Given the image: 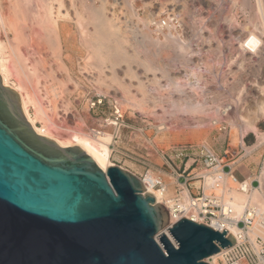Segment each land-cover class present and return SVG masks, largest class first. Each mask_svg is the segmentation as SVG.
Here are the masks:
<instances>
[{"label":"rangeland","instance_id":"obj_1","mask_svg":"<svg viewBox=\"0 0 264 264\" xmlns=\"http://www.w3.org/2000/svg\"><path fill=\"white\" fill-rule=\"evenodd\" d=\"M7 1L0 0L2 11L8 6L9 1ZM71 1L75 7L79 5V0H64L63 6L60 8L61 14H64L67 7L71 18L64 19L66 16H61L62 18L59 20L62 21L61 23L68 21L70 24V28L67 27L70 29V35H66L67 40L63 41L62 52L63 61L69 68L68 73L71 80L66 83V89L62 91L57 83L53 86L57 80L52 81L44 76L38 79L32 77L36 97L42 106L49 107L52 120L56 122V125L58 124V128L55 127L56 132H53L54 127H52V133L64 136L63 130L65 128H74L80 124H83L84 129L92 135L96 132L111 133L113 135L110 144L112 165L119 166L138 177L147 174L144 179L146 181L156 176L161 177L168 198L178 202H183V194L186 190L188 194L197 193L198 190L194 185H197L199 180L189 179L188 182L184 183L183 178H180L177 182L179 174L197 176V174L212 171L214 167L222 168L225 173L231 169L232 175L236 177L238 182L245 179L250 183L252 179H255L253 185L257 188L256 180L260 179L264 168V146L263 142L258 145L256 141L257 135L264 132V117H260L255 122L256 131L247 133H242L239 122L237 120L235 122L233 119H237L236 116L241 107L247 111L249 108L250 112L253 111L251 108L255 109V105L254 107L251 105L254 101L257 102L261 99L259 97H262L261 90L264 89V34H261L263 43H261V50H258L257 55L248 52L240 54L237 41L251 27V24L248 23L249 20H247L251 14L254 15L257 12L256 15H259V20L260 17L264 18V0H248L247 7L244 6L243 8L235 6L231 12L235 17L233 21L227 20V15L230 14L228 8L230 0H129V4L135 9L138 18L143 19L147 14H153L154 22L149 27L154 40L164 41V34L167 33L166 35L170 34L180 43L177 46V54L172 55V52L169 56L163 55L165 57L161 58V61L165 60L164 64L167 63L165 65L167 71L169 69V76L161 77V74L157 72L159 85H152L148 82L147 78L152 77L151 73L143 74L142 68L135 64L132 65L136 73L140 72L139 78L145 82L151 91L150 98L147 99L152 101L157 97L159 100L156 99V103L161 101L159 106L151 109L148 115L142 114L138 110H131L123 103L117 105L118 102H121L119 99L122 96L124 98V95L115 83H111L108 77L103 75L105 82L111 83L112 87L109 88L108 94H101L97 91L93 81L96 71L94 69L80 71L79 64L86 53L83 54L81 50V29L77 16L74 14V5L69 7L68 3ZM122 2L123 0H106V13L111 15L114 12L124 28L127 24L131 25L132 20L136 18H129L128 11H126L129 4L122 5ZM87 3L90 5L92 3L96 7H100L101 4L100 0H87ZM161 6H163V11L155 15L158 7ZM126 20L127 24L125 23ZM155 23H160V30H157L158 26ZM136 27L138 31H141L143 23L138 22ZM129 29L127 27V31L130 32ZM88 30H92V25H88ZM128 35L133 37L136 34ZM136 36L138 37L137 40H141V34ZM3 38L6 37L3 36ZM33 46L32 48L31 46L25 48L23 44L19 46V51L25 57L26 62L30 63L31 59L33 60L37 56L38 58L45 56V68L48 69L49 66H52L55 77L63 79L65 71L57 67L58 63L48 55V51L39 49L41 46L39 44L36 45L35 43ZM38 49L42 52L40 54L34 53L39 51ZM127 50L131 51L129 45H127ZM31 51L34 58L31 54L28 55V52ZM115 69L118 78L123 80L120 79L122 83L127 82L135 85L137 79H131L124 74L125 64L121 63ZM105 74L110 75V71L106 69ZM146 76L147 78H145ZM9 78L11 83H16L15 77L10 76ZM170 79L171 81H169ZM170 84L172 86L169 87ZM130 89L131 91L125 95V98L131 94L140 97V93L134 86H131ZM236 89L238 92H242V95H238ZM238 96H241L242 104L240 101L236 103ZM178 99L182 102L185 99H191L192 102H205L206 110L209 108V112L205 115H188L186 112H178L174 108L175 105L173 106L174 101ZM233 99H235L234 102ZM65 101L69 103L67 110L64 109L63 102ZM151 101L149 105H151ZM115 106L119 108L122 114L118 121L116 117L119 115L115 114ZM28 109L32 117L36 116L34 115L36 110L34 105L30 104ZM176 111L177 113H174ZM245 111L241 110V112ZM227 116L229 118L235 116L230 118V121L232 120L235 125L229 121ZM196 117H202L203 122L198 124ZM225 117L229 122L226 121ZM108 120L115 121L116 125L113 126ZM41 121L36 116L35 122L38 127L42 126ZM160 123L166 125L167 129L158 131L157 127ZM197 125L198 127H196ZM59 127L64 129L60 130ZM116 127H118L117 131H115ZM184 147L188 150L183 156H178L173 152L174 149ZM209 152L213 154V157L210 156ZM165 154H168L169 157ZM227 182L233 187L238 186L236 182L231 181V178ZM210 192L211 190H207V194ZM214 192L218 193L216 190ZM208 259L205 260L211 264L213 260Z\"/></svg>","mask_w":264,"mask_h":264},{"label":"water","instance_id":"obj_2","mask_svg":"<svg viewBox=\"0 0 264 264\" xmlns=\"http://www.w3.org/2000/svg\"><path fill=\"white\" fill-rule=\"evenodd\" d=\"M234 244L225 229L170 223L138 176L37 133L0 75V264H209Z\"/></svg>","mask_w":264,"mask_h":264},{"label":"bare ground","instance_id":"obj_3","mask_svg":"<svg viewBox=\"0 0 264 264\" xmlns=\"http://www.w3.org/2000/svg\"><path fill=\"white\" fill-rule=\"evenodd\" d=\"M8 1H9V3L7 4L8 6L5 7V9L7 10L4 11L5 9H3L2 11L0 9V75L3 83L15 89L19 93L24 114L37 133L52 138L55 141L64 142L68 145H77L85 149L90 154H92V156L104 167L105 170L108 166L112 165V162L110 160V156H111L110 144L113 140V135L108 132L94 133L95 131L93 132L94 134L92 135L91 133H88L89 131L87 132L84 129L83 124L77 125V127L74 128L72 127H68L65 129L63 128L64 130L62 129V127L61 128L59 127L60 130L62 129L63 132H65L64 136L62 135L58 136V133L57 135L56 133L53 134L52 127H54L53 130L54 132L56 130L55 127L58 128L57 126L58 124L56 125L55 124L56 122L52 120L51 118L52 116L49 113V107L47 106L44 107L41 105L39 99L36 97V93L33 90L34 86L32 82V77L38 79L39 77L44 76L46 78H50V80L52 81L57 80L56 82H54L53 86H55V83H57L62 91L66 89L65 87L66 83L71 80L70 74L68 73L69 68L67 67L66 63L63 61V52H62L63 41L67 40L66 35H70V29H69L70 24H68V21L63 23H61L62 21L61 22L59 21L62 18L61 16L63 17L66 16L64 19L70 17L68 12L69 9L67 7L65 8L64 11L65 15L63 13L61 14L60 8L63 6L64 0H8ZM100 2H101L100 7H96L92 3L90 5V3H87V0H79V5L77 4L78 6L76 7L74 3H72V1L68 3L70 5L69 7H73V5L75 7L74 14L77 16V19L79 21V26L81 29V46H82L81 50L83 54L86 53V56L83 57L82 62L79 64L80 66L79 69L80 71L82 70L89 71V69H94L96 71V75L93 77V81L96 85L97 91L101 94H108L109 88L112 87L111 83H115L118 86L117 88L121 91L122 95H124V98L123 96L120 99L118 98L121 102H118L117 105H119V103L121 104L123 103L131 110L134 111L138 110L142 114L148 115L151 112V109L155 108L157 105L159 106V103L161 101L156 103L159 100L157 99V97H156L157 101L156 99H153L154 97L152 98L153 99L152 101L151 99L150 100L147 99L150 98L149 96L151 95L150 94L151 91L149 90V87L146 86L145 82L139 78L140 72L136 73L132 65L135 64L137 67L142 68L141 71L143 74L147 75V73H151L152 74L151 78H147V76L145 78H147L148 82L151 83L152 85L158 84L159 77H157V72L161 74V77L169 76L168 75L169 69L167 71L165 65L167 63L164 64L165 60L161 61V58L163 57V55L169 56L172 52H173L172 55H174V53L177 54V46L180 43L175 38L171 37L170 34L166 35L167 33L164 34V41H160L159 39L154 40L153 37L151 36L150 27H149L150 24L154 22V19L152 17L153 14H147L143 19L138 18L135 9L131 4H129L130 2L129 0H123L122 5L129 4L128 9L126 10L128 11L127 14L129 15V18L135 17L136 19L132 20L131 25L130 24L128 25L126 20L125 23L127 25L124 28L121 24V21H119V17L114 12L111 15H108L106 13L107 12L106 0H100ZM1 4L0 6H2ZM246 5H248V0H230L228 3L230 14L229 16L227 15L228 19L226 17L225 19L229 21H233L235 18L234 14L231 13L233 8L235 6L243 8ZM3 6H5V4H3ZM251 8L253 9L252 6ZM162 11H163V6L158 7V11L155 12V15L161 13ZM256 13H254V15L250 13L251 16L248 15L250 16V18L247 19L249 20V22L248 21L247 22L251 24V27L248 29V31H245L247 33L244 36H242V38H239L238 41L234 38L239 43L238 49L240 54L243 52H248L257 55V53L259 52L258 50L259 49L261 50V45H262L261 43H263L262 35L264 34V18L260 17L259 20V15L258 14L256 15ZM68 20L70 21V19ZM138 22L143 23V29L141 31H138L136 27V24ZM159 24L155 23V25L158 26V27L156 26L158 28L157 30L161 29ZM88 25H92L91 31L88 30ZM67 27L69 28L67 29ZM127 27L130 28L129 29L131 30L130 32L127 31ZM128 34H136V35L141 34L142 38L141 40H137L138 37L136 35H134L133 37H129ZM3 36L6 38L4 39ZM35 43L36 45L39 44V46L40 45L42 46V47L40 46V48L38 47L39 49L42 48V50L43 49L47 50L48 55H50L53 58V60L58 63L57 67L59 69L62 68L61 70L65 71V75L63 79H57L55 77L54 69L52 68V66H49L48 69L45 68L44 66L45 56L42 58H38L37 56L38 59L34 58V55H32L33 52L31 51L28 52V55L30 56L31 54L32 58L34 59L33 60L31 59L30 63L26 62L25 57L19 51V46L23 44L25 48L28 47L30 48V46L32 48L34 47L33 45ZM127 45L131 47V51L127 50ZM40 52L42 51L39 50L34 53L40 54ZM121 63L125 64L124 74L128 75L131 79L133 78L137 79L135 85L127 82L122 83L123 80L120 77L118 78V75H116L115 67L117 65H120ZM208 67L209 66L207 65V68ZM42 69H44V72H42ZM106 69L110 71V75L108 76L105 74ZM103 75L105 77H108L111 83L105 82V78L103 77ZM10 76L15 77L16 79L15 84L10 82V78H9ZM169 81H171V79ZM131 86H134L137 92L140 93V97L131 94L125 98V95L129 94V92L131 91L130 89ZM170 86L172 85L170 84L169 87ZM237 89L236 92H238ZM261 91H262V97H259L261 99H259L257 102L254 101L255 104L253 103L251 105L253 107L255 105V109L251 108L253 109V111L250 112V108H249L248 110L249 112H248L247 109H242L241 107L240 110L238 109L240 112L238 111L237 113L236 116L237 119H233L235 122L236 120L237 122H239L238 124L241 126L242 133L256 131L255 122L260 117H264V89H262ZM241 93L242 92H238V95ZM238 97L236 103H238L241 100L240 98L241 96ZM179 99L174 101L175 104H173V106L175 105L174 106V108H176L175 110H177L178 112L179 111L186 112L188 113V115L189 114L205 115L209 112V108L207 109L208 111L206 110V103L204 102L205 100L203 101L204 103H202L200 101L192 102L191 99L188 100L185 99L184 102H182V100L180 101ZM234 100L235 99H233V102ZM150 101H151L150 103L151 105H149ZM63 103H64V109L67 110L69 106L68 101H65ZM30 104L35 106L36 110L34 115H36L37 118L42 120L41 127H38L36 125L35 122L36 116L32 117V115L29 112L28 107ZM241 110L244 111L246 110V111L241 112ZM177 111L174 113H177ZM231 117L234 118L235 116L234 117L231 116ZM225 119L226 121H228L226 117ZM197 120H198V124H201L203 122L202 117L197 118ZM109 122L112 124L114 123L111 121ZM230 122L233 125H235L234 122H232V120ZM196 127H198V125ZM233 127L235 128V126ZM166 129L167 126L162 123H160L159 127H157L158 131L166 130ZM117 130L118 127L115 128V131ZM263 141H264V132L259 133L257 135L256 144L259 145ZM203 176H204V192L206 194H207V190H211L210 183L214 179L219 180L221 182L225 181V185H222L220 183L219 187L216 188V191L218 192L217 194H220V196L223 198L224 205H228V206L230 205L231 210L233 211L232 216L238 219L242 218L244 216V209L246 206L250 208L251 207L255 208L258 215L259 214L264 215V168L261 172V176L259 177L260 186L255 189L250 188L251 189L250 191H248L249 190L248 187H250V183H248L247 180H245L243 183L238 182V180L234 175L224 174L222 172H219L216 167L213 168V171L204 172ZM229 178H231V181L236 182L238 186L233 187L231 185H228L227 181ZM144 184H145L144 185L145 190L154 195L156 202L162 204L168 210L171 222H173L179 216H186L185 213H183L182 215H178V214L175 215L174 218L173 211L177 206L185 207V205L187 204V199L189 197L187 190L184 191L183 202H178L175 199L168 198L166 193V188H164V190L153 189L150 187L149 183H147L146 180H144ZM225 211L227 212V206L225 208ZM216 220L220 223L224 222L223 228L227 230V232L233 237L236 236L238 238L239 233H242L241 228L236 226L234 222L231 223L225 221L223 218ZM245 234H247L249 239L254 243L256 250H259V246L255 242V239L257 236H262L264 238V223L263 222L261 223L259 219H256L253 225L249 227L248 231ZM224 250L225 249H222L221 252H218L212 255L211 257H209V259L213 260L211 264L217 263V259Z\"/></svg>","mask_w":264,"mask_h":264},{"label":"built area","instance_id":"obj_4","mask_svg":"<svg viewBox=\"0 0 264 264\" xmlns=\"http://www.w3.org/2000/svg\"><path fill=\"white\" fill-rule=\"evenodd\" d=\"M116 111L115 114L119 115L116 117V120L118 121L119 117H121L120 110L115 106ZM115 122V121H114ZM113 126L116 124H112ZM95 131V130H93ZM264 146V141H263ZM188 148H177L174 149L173 152L177 154L178 156L185 155V151H187ZM264 151V148H263ZM210 156L213 157V154L211 152ZM173 154V153H171ZM169 157L168 154H165ZM264 158V155H263ZM264 164V159H263ZM219 172H222L224 174H232V171L228 173H225L222 168L217 169ZM186 171V170H185ZM213 171V170H212ZM147 175V174H146ZM146 175L140 176L139 178L142 180L144 184V179L146 178ZM191 174H187L186 176L182 174L178 175L177 182L180 180V178H183V182H188L189 179H199L198 184L194 185L195 188L198 190L195 194H189V197L187 199V204L185 207L177 206L175 210L173 211V216L175 218V215H182L185 213L186 216H179L176 218L173 222L180 219L181 217H187L191 220H194L196 222H201L204 224H207L211 227H213L216 230L222 231L224 230V222H218L216 219H224L225 221L235 223L236 226L240 227L242 230V233H239V237L235 238V244L232 247H226L225 249L217 259V264H264V238L262 236H257L255 239V242L259 246V250H256L254 243L249 239L248 235L245 234L249 227H251L256 219H259L260 222L264 223V215L257 213L255 208H250L248 206L244 209V216L242 218H236L233 215V211L231 210L230 205H224V200L220 196V194L215 193L214 191L216 188L219 187V184L225 185V181L221 182L219 180H213L210 183V189L211 192L206 194L204 192V176L203 174H197V176H190ZM199 175V176H198ZM149 180V179H148ZM255 180V179H254ZM253 179L250 181V187H248V191H250V188H255L253 185ZM243 181L240 182H244ZM257 181V187L260 186L259 180ZM150 183L151 187L156 190H164V181L161 177L156 176L154 178H151L147 183ZM145 185V184H144ZM221 186V185H220ZM221 189V188H220ZM227 206V212L225 211V208ZM170 221V223H173ZM215 225V226H214ZM165 234L168 236L170 241L175 245L174 239L170 236L168 233L167 228L163 230ZM222 250V249H221ZM220 250V252H221Z\"/></svg>","mask_w":264,"mask_h":264}]
</instances>
